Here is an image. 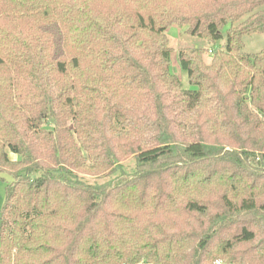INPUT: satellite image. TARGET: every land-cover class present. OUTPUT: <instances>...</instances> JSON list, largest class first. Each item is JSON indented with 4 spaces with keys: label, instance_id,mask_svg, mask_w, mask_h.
Here are the masks:
<instances>
[{
    "label": "trees",
    "instance_id": "obj_1",
    "mask_svg": "<svg viewBox=\"0 0 264 264\" xmlns=\"http://www.w3.org/2000/svg\"><path fill=\"white\" fill-rule=\"evenodd\" d=\"M171 25L226 39L194 88ZM263 32L264 0H0V264H264Z\"/></svg>",
    "mask_w": 264,
    "mask_h": 264
},
{
    "label": "rangeland",
    "instance_id": "obj_2",
    "mask_svg": "<svg viewBox=\"0 0 264 264\" xmlns=\"http://www.w3.org/2000/svg\"><path fill=\"white\" fill-rule=\"evenodd\" d=\"M169 46L171 50V63L170 70L173 74H176L181 80L183 86L187 89L194 88L190 83L188 73L181 67L179 55L182 50L187 48H196L200 47L204 50L203 58L206 63H211L214 52L217 50H224L226 39L219 40L217 42H212L206 38H200L193 36L188 33L187 27H179L178 25H171L166 30ZM244 46L241 49V52H246L250 55L259 53L264 49V32L261 34H250L243 37ZM255 91L249 89L247 91V103H245L248 111L251 114H255L264 124V113L257 109L253 104V94ZM257 99L264 101V89L259 93L255 92ZM259 140H264V135L259 137ZM227 151H232L231 146L226 148ZM130 163V162H128ZM132 163V161H131ZM238 170L236 169L235 172ZM4 179H0V209L3 207L6 199V183L11 180V175L9 173L3 174Z\"/></svg>",
    "mask_w": 264,
    "mask_h": 264
}]
</instances>
